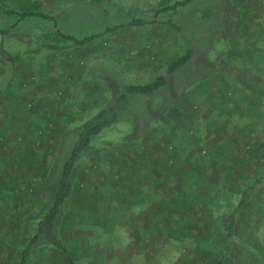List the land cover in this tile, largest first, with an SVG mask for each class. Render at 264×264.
Instances as JSON below:
<instances>
[{
	"label": "rangeland",
	"instance_id": "rangeland-1",
	"mask_svg": "<svg viewBox=\"0 0 264 264\" xmlns=\"http://www.w3.org/2000/svg\"><path fill=\"white\" fill-rule=\"evenodd\" d=\"M0 1L6 8L41 10L56 15L62 31L82 37L100 32L108 25L126 23L134 16L144 21L151 20L156 9L176 0ZM170 16L171 12L168 11L159 13L157 18L165 20ZM171 17L193 39L208 47L210 56L216 57L222 52L226 59L235 54H250L255 56L254 65L259 70L255 79L247 78V95L235 97L241 104L228 117L225 128L236 134L237 141L211 147L210 152L214 157L211 165L216 164L220 169V172L213 174L215 182H211V185L218 187L216 196L220 206L209 209L205 219L216 228L217 238H214V231L211 233L213 237L205 238L207 249L204 252L198 251L191 239L160 238L156 244L152 242L151 246L146 247L151 254L149 264H214L221 256L219 251L225 253V237L218 235L220 218L214 210L223 212L225 218L230 205L240 199L244 175L252 171L261 175L262 170L258 171L257 168L264 164V0H191L178 7ZM13 21L14 17L0 13V28ZM10 32L0 35V39L10 50L8 54L11 57H26L32 51L45 56L46 88L56 93L48 104L55 105L59 111L54 113L55 117L47 112L41 135L35 136L32 132L25 147L19 148L15 144L3 151L8 169L0 172V177L9 186H0V264H12L20 248L24 226L28 228V237L36 230L37 220L32 216L45 199L44 179L50 163L57 155L63 162L75 139V135H72L64 138V141L60 140L62 129L78 126L109 97L110 91L100 76L112 74L125 83H145L164 73L167 65L185 49L181 35L164 23L123 26L105 32L85 45L60 39L54 33L51 21L34 16L25 18ZM239 60L242 59L232 62L235 67L244 64ZM51 68L56 69L53 72ZM31 79L35 77L31 76ZM159 102L160 98L155 97L154 105ZM177 116V110L172 107L165 118L154 123L151 131L140 133L144 141L125 143L122 137L131 131L134 121H143L145 117L143 97L134 95L117 125L104 129L93 141L91 150L77 161L71 193L58 226L60 239L74 264H92L93 255L89 249L83 251L80 246L88 242L94 246V242H101L104 237L101 222L97 223L99 219L96 220V217H106L107 183L110 186H124L129 178L137 179L129 177V167L122 169L120 177L111 176L106 169V157L112 154L110 162L113 165L117 164L113 154L119 152L129 157L140 150L158 154L160 165L157 171L153 168L152 180H158L160 186H168L177 179L175 171L180 157L189 154L203 160V155L208 153L205 142H196L194 136H188L185 130L181 134L187 138L186 142H181V137L176 138L178 132L172 125L177 126ZM217 117H210L214 121H209V118L200 120L198 117L195 124L201 130L207 123L217 124ZM184 129L193 128L186 126ZM200 148H205V154L199 153ZM166 156L173 159L162 167L161 158ZM145 165H149V162L146 161ZM199 170L180 175L183 178L181 185L191 186L197 182V186H201L205 178L197 176L201 173ZM252 183L248 181L246 185ZM254 186L250 198L253 202L237 213L233 246L221 264H264V180ZM192 197L195 198L194 193ZM117 212L113 214L118 215ZM106 238H110L106 240L108 242L119 239L117 243H120L123 236L116 228ZM26 264L71 263L59 250L40 245L34 249Z\"/></svg>",
	"mask_w": 264,
	"mask_h": 264
},
{
	"label": "crops",
	"instance_id": "crops-1",
	"mask_svg": "<svg viewBox=\"0 0 264 264\" xmlns=\"http://www.w3.org/2000/svg\"><path fill=\"white\" fill-rule=\"evenodd\" d=\"M0 51L2 52L0 55V172L2 173L7 168L4 162V149L15 144L19 148L25 147L32 132L35 136H40L47 112H50L48 115L55 117L54 113L59 111V108L48 104L50 99H54L56 93L46 88L45 56L32 51L26 57L15 56V62L10 63L6 56L10 50L2 39H0ZM238 59H242L239 62L244 64L235 67V63L232 62ZM35 61H38L37 66ZM254 61L255 56L244 53L228 56L226 59L224 57L223 65H220L213 76L189 87L179 98L174 106L178 114L177 121L175 120L177 126L172 125L178 132L176 138L181 137L180 141L186 142L187 138H183L181 134L185 130L188 136L190 134L194 136L196 142H205L206 149L200 148L199 153L204 152L203 149L208 153L204 152L203 160L205 162L198 160L195 156L191 157L189 154L187 157H180L175 171L177 179L170 185L160 186L158 180H152L153 168L157 171L160 165L158 154L140 150L132 153V156L129 157L123 152H119L113 154V157L117 158V164L113 165L110 162V159H113L112 154L108 158L106 157L108 160L106 169L107 172H111V176L119 175L120 177L121 170L128 163L132 165L129 168L133 172L137 171V175L145 180L148 178V181L140 186H110L111 184L107 183L106 217H96V220L99 219L96 222H101L104 237L101 242H94V246H91L89 242L80 246L83 251L89 249L93 255L92 264H149L151 254L148 249L146 250V247L151 246L152 242L156 244L160 238L167 240L191 239L200 252L207 249L205 238L213 237L212 231H214V238H217L216 228L209 225L205 219L209 209L220 206L216 196L218 187L211 185V182H215L213 174H216L217 171L220 172V169L216 164L211 165L214 157L210 151L214 145L232 143L238 139L236 134L229 132L225 127L228 125V117H231L236 106L241 104L236 101L235 97L247 95L248 88L245 86L247 78L250 76L255 79V75L259 71L258 67L254 65ZM55 69L52 71L54 72ZM31 76L35 79L32 80ZM215 115L218 116L217 124L207 123L201 128L202 131L195 124L198 117L200 120L204 118L208 120ZM209 121H214V119ZM116 125H112L106 130ZM186 126L193 129L186 130L184 129ZM142 141L144 140L140 138L137 142ZM151 143H156V141H151ZM172 159L168 156L162 157V167H165ZM207 159H211V161ZM146 161L149 162V165H145ZM207 162H210L208 166ZM194 169L201 170L197 176H204L205 180L201 182L202 185L197 186V182L191 186L181 185L183 178H180V175ZM224 180L226 181V177ZM0 186H9V184L0 177ZM193 193L195 198L192 197ZM238 202L239 200L230 205L229 210L225 212L227 214L225 218H223V212L214 210L220 218L218 230L220 238L225 237L223 235L225 233L224 222ZM252 202L253 200L249 199L239 212L250 206ZM116 211H118V215L113 214ZM116 228L119 235L123 236L122 242L117 243L119 239L113 242L106 241L110 240L106 236ZM219 252L222 256L223 252ZM83 254L88 253L83 252Z\"/></svg>",
	"mask_w": 264,
	"mask_h": 264
},
{
	"label": "trees",
	"instance_id": "trees-1",
	"mask_svg": "<svg viewBox=\"0 0 264 264\" xmlns=\"http://www.w3.org/2000/svg\"><path fill=\"white\" fill-rule=\"evenodd\" d=\"M191 0H176L170 5L163 6L155 10L151 20L144 21L141 18L131 17L126 23L108 25L100 32H95L82 37L62 31L58 27L56 15L45 13L41 10H17L6 8L0 3V13L7 17H14V21L4 28H0V35L11 33V29L16 27L25 18L34 16L51 21L54 33L62 40L72 41L75 45H85L93 41L99 35L115 31L123 26H140L147 23H164L176 30L182 37L185 49L184 52L175 57L165 68L164 73L155 76L152 80L145 83H125L118 76L112 74H102L100 78L106 83L110 95L100 107L89 117L83 120L78 126L62 129L59 139L75 135V139L70 147L68 157L60 162L59 156H55L50 163L44 179L45 199L43 200L38 212L32 216L36 222V230L32 236L28 237V228L23 227L20 239V248L17 250L12 264H26L34 249L40 245L51 246L59 250L71 264H74L66 249L65 244L60 239L58 226L63 218L65 203L71 193L72 179L76 169V163L80 157L91 150L95 138L106 128L119 122L122 114L128 110L131 97L141 95L144 100V119L135 120L131 131L122 137L125 143H135L140 139V133L147 134L151 131L154 123L162 120L169 114V109L174 107L179 98L191 86L204 81L213 76L219 66L223 64L224 57L221 52L216 57L209 55V48L199 43L191 37L184 29L172 19V15L177 8L186 5ZM171 12V16L165 20L158 19L157 16L162 12ZM225 12V7H224ZM10 63L15 62L14 56L6 54ZM155 97L160 98L158 105H154ZM142 127V128H141ZM130 164L123 169L129 167ZM258 171L246 173L242 178V191L237 206L229 213L225 222V253L214 264H221L227 252L233 246V236L236 225V215L245 206L246 202L252 197L254 185L264 180V164H261ZM122 173V170H121ZM128 183L124 186H140L147 182L145 178L133 173L128 169ZM248 181L253 183L246 185ZM165 186V185H164ZM29 219V218H27Z\"/></svg>",
	"mask_w": 264,
	"mask_h": 264
}]
</instances>
